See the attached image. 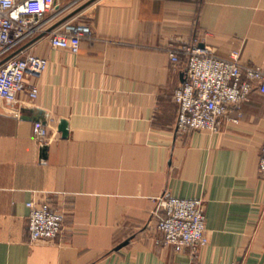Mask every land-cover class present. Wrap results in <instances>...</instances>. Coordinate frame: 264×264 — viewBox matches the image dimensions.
<instances>
[{"label":"crops","instance_id":"0c3cea01","mask_svg":"<svg viewBox=\"0 0 264 264\" xmlns=\"http://www.w3.org/2000/svg\"><path fill=\"white\" fill-rule=\"evenodd\" d=\"M59 3L47 34L20 47L48 60L27 79L39 96L0 99V264H261L264 93L233 107L220 132H178L186 65L170 52L196 41L264 67V0ZM66 22L91 29L78 54L50 41ZM10 56L0 51V67ZM165 195L205 201L206 246L166 244L154 214ZM30 202L64 215L60 238L31 242Z\"/></svg>","mask_w":264,"mask_h":264},{"label":"built area","instance_id":"2783aa9c","mask_svg":"<svg viewBox=\"0 0 264 264\" xmlns=\"http://www.w3.org/2000/svg\"><path fill=\"white\" fill-rule=\"evenodd\" d=\"M58 6L59 0H0V51L1 55L11 54L0 67V99L6 103H18L22 93L28 94L31 101L39 96L38 87L28 85L27 79L39 77L47 69L48 60L25 53L20 47L39 34H47L46 16ZM90 37L89 26L66 22L51 32L50 41L56 48L78 54L83 40ZM170 58L173 63L186 65L185 82L174 93L178 132H220L233 107L249 101L256 90L264 93V67L245 66L238 57H220L196 41L172 49ZM34 134L41 143L48 139L41 123L35 125ZM259 167L264 178V147ZM28 207L32 243L55 241L62 236V213L48 202H30ZM154 214L166 244L184 249L209 243L203 199L165 195L159 198Z\"/></svg>","mask_w":264,"mask_h":264},{"label":"water","instance_id":"95a60500","mask_svg":"<svg viewBox=\"0 0 264 264\" xmlns=\"http://www.w3.org/2000/svg\"><path fill=\"white\" fill-rule=\"evenodd\" d=\"M82 9H80L79 11H81ZM78 11V12H79ZM60 132L63 134V137L66 138L69 135V129H68V122L66 120H62L60 123V127H59ZM47 149L46 147L44 148V150ZM127 242L124 244L126 245ZM123 246V245H122ZM261 264H264V256L263 259L261 261Z\"/></svg>","mask_w":264,"mask_h":264},{"label":"rangeland","instance_id":"374dc122","mask_svg":"<svg viewBox=\"0 0 264 264\" xmlns=\"http://www.w3.org/2000/svg\"><path fill=\"white\" fill-rule=\"evenodd\" d=\"M75 13H78V8L76 9Z\"/></svg>","mask_w":264,"mask_h":264}]
</instances>
